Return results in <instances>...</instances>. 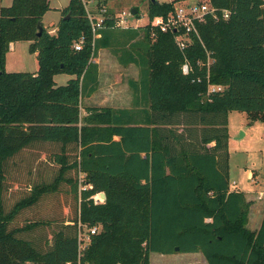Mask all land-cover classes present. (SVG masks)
Instances as JSON below:
<instances>
[{"label": "trees", "instance_id": "trees-1", "mask_svg": "<svg viewBox=\"0 0 264 264\" xmlns=\"http://www.w3.org/2000/svg\"><path fill=\"white\" fill-rule=\"evenodd\" d=\"M1 1L0 264H149L151 253L175 248L207 264H264V213L247 229L250 203L229 188L227 128L231 111L264 122V0H206L228 18L205 17L184 50L171 32L115 28L109 10L93 38L84 3L100 0H70L53 33L41 23L48 0ZM179 1L148 0V19ZM20 41L36 54V72H5ZM99 49L138 69L132 103L81 113L98 86ZM61 74L70 79L57 86ZM25 153L53 172L8 204L9 178L30 180L29 162H17ZM58 195L69 197V216L27 218Z\"/></svg>", "mask_w": 264, "mask_h": 264}, {"label": "rangeland", "instance_id": "rangeland-1", "mask_svg": "<svg viewBox=\"0 0 264 264\" xmlns=\"http://www.w3.org/2000/svg\"><path fill=\"white\" fill-rule=\"evenodd\" d=\"M70 0H48L49 10L41 19V23L48 31L54 29L61 19L64 10ZM87 2L86 6L91 13H98L104 6L106 10L112 11L115 16H123L132 27H144L148 23V0H100ZM158 3L172 0H157ZM187 1V0H184ZM203 1V0H199ZM12 0H2L1 5L8 7ZM132 10H137L133 16L125 15ZM124 14V15H123ZM68 14H66L67 16ZM13 50H9L5 57V72H27L33 73L38 69L36 54L30 53L29 42L20 41L14 43ZM96 63L101 67L99 90L93 96V101L82 99L81 106L111 105L114 108L126 107L132 100L130 83L138 78V69L134 65L120 66L116 58L107 50L99 49L96 55ZM70 76L61 74L55 78L57 85H63ZM228 128V182L231 190L243 192L250 199L247 214L246 227L250 231H256L258 226L259 212L264 210V122L255 121L249 123L247 114L244 112L231 111L227 116ZM25 153L21 159L28 161L31 171L30 180L24 175L19 179H10L9 191L5 194V200L11 204L26 194L27 185L41 179H50L52 168L45 162L43 156H32ZM40 157V158H39ZM33 159V160H31ZM39 162V163H38ZM20 165V163H16ZM19 173V172H18ZM19 175H21L19 173ZM18 176V177H17ZM19 179V181L17 180ZM18 181V182H17ZM69 197L58 195L47 197L36 207L30 209L26 216L33 219L38 216H69ZM20 222V221H19ZM101 227H97V233ZM149 264H207L200 253H183L175 251L172 254L151 253Z\"/></svg>", "mask_w": 264, "mask_h": 264}, {"label": "built area", "instance_id": "built-area-1", "mask_svg": "<svg viewBox=\"0 0 264 264\" xmlns=\"http://www.w3.org/2000/svg\"><path fill=\"white\" fill-rule=\"evenodd\" d=\"M90 3H92V1H90ZM84 6L86 10L87 19L90 23L92 36L93 38H96L98 36V30L102 29L104 26L103 24L106 19L104 15L107 13V10L103 6L96 14L88 11L86 3H84ZM125 15L129 16L130 13H127ZM207 16L212 17L214 20H217L219 18L225 20L228 18V12H219L216 8L211 7L206 0H181L174 5L173 10L169 12L166 16H158L152 20H148V23L146 25L150 27L152 37H154V34L156 32H171L174 35V41L178 49L184 50L188 46V44L191 43V36H198L196 28L197 24L202 23L205 17ZM113 20L115 22V28H140L135 26L132 27L133 25H131L129 21H127V19L123 16H114ZM83 42V38L75 42L73 46L74 50L80 51L82 49ZM182 72L183 74L188 73L187 64H184L182 66ZM215 89L219 90L220 88L212 87L211 91H214ZM94 201L102 202V199L99 195H96L94 196ZM96 233L97 228H93L90 230L89 235H93Z\"/></svg>", "mask_w": 264, "mask_h": 264}, {"label": "crops", "instance_id": "crops-1", "mask_svg": "<svg viewBox=\"0 0 264 264\" xmlns=\"http://www.w3.org/2000/svg\"><path fill=\"white\" fill-rule=\"evenodd\" d=\"M55 28V27H54ZM49 31V30H48ZM50 33H53L54 32V29L53 30H51V31H49ZM100 38V35L98 34V36L96 37V39H99ZM13 46H14V44H11L10 45V49L9 50H13L14 48H13ZM99 51V50H98ZM98 53V52H97ZM96 57L94 58V60H93V62L94 63H96ZM97 64V63H96ZM97 66H98V64H97ZM100 75H101V67H99L98 66V86H97V88H96V90L92 93V94H90V95H88V96H84L82 99H84V100H86V101H93V96L96 94V92L99 90V86H100ZM58 75H56V76H54V82H55V78L57 77ZM68 81V80H67ZM67 83V82H66ZM65 82L63 83V85H65L66 84ZM55 84H56V82H55ZM57 85V84H56ZM57 86H61V85H57ZM133 97V96H132ZM82 99L80 100V104H81V101H82ZM131 103H132V100L130 101V102H128V104H127V106L125 107V108H128V107H130V105H131ZM98 104H100V105H98V107H112V108H114L113 106H111V105H104L103 104V102H100V103H98ZM88 105H90V106H87V107H97V105H95V106H92L93 104L92 103H89ZM81 106V105H80ZM84 108H86V107H82L81 106V113H83V110H84ZM117 108H124V107H120V106H118ZM230 191H233V190H231L230 189ZM99 195V194H98ZM245 195V194H244ZM100 196V195H99ZM247 197L248 196H246L245 195V198H246V200L247 201H250V199H247ZM102 201H104V200H102ZM263 213H264V210H262V211H260L259 212V216H258V226L256 227V230L258 229V227H259V225H260V222H261V219H262V216H263Z\"/></svg>", "mask_w": 264, "mask_h": 264}, {"label": "water", "instance_id": "water-1", "mask_svg": "<svg viewBox=\"0 0 264 264\" xmlns=\"http://www.w3.org/2000/svg\"><path fill=\"white\" fill-rule=\"evenodd\" d=\"M150 1H151L152 4H155V5H158V4H159L157 0H150ZM134 14H136V10H132V11L130 12V15H131V16H133ZM68 17H69V14L66 16V18H68ZM41 33H42V28H41V26H38V33H37V36H40ZM99 195H100V198H101L102 200L105 199V195H104L103 193H100ZM177 250H178V248H175V251H177Z\"/></svg>", "mask_w": 264, "mask_h": 264}]
</instances>
